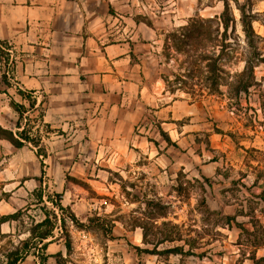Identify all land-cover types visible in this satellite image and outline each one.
I'll use <instances>...</instances> for the list:
<instances>
[{"label":"rangeland","instance_id":"374dc122","mask_svg":"<svg viewBox=\"0 0 264 264\" xmlns=\"http://www.w3.org/2000/svg\"><path fill=\"white\" fill-rule=\"evenodd\" d=\"M1 1L9 2L10 17L19 15V8L12 5L21 0ZM37 2H49L45 10L51 11V1ZM87 4L106 12L107 41L132 42L130 38L136 37L138 43L147 42L136 23L148 26L151 35L147 36L155 40L151 49L158 55L148 83L156 85L122 98L130 122L117 125L122 133L117 139L118 156H110L115 145L110 143L104 157L101 142L87 133L88 116L77 117L88 103L82 82H68L72 101L55 99L50 105L49 90L65 83L54 75L61 70L78 72L73 55L68 61L53 62V67L49 50L23 49L15 40L0 39L4 41L0 90L27 106L18 89L27 95L35 91L39 103L47 100V120L56 123L52 128L61 130L45 139L47 157H38L31 145L16 147L0 137V218L9 215L0 222V264H8V253L24 242L31 246L30 253L19 264H40L33 254L37 248L32 237L50 227L38 226L48 216L54 237L49 238L53 241L47 252L58 254L59 264H264L263 65L255 67L248 91L236 94L229 83L244 67L238 58H231L235 63L228 61L232 72H226L227 81L213 90L212 72L189 76L184 55L171 51L172 60L163 55L169 31L198 15H220L223 2L66 0L62 8L73 12L70 40H79L81 10ZM230 4L241 46L245 35L237 7L245 5L248 13L255 14L253 27L263 38L264 55V0L248 4L238 0V6L230 0ZM241 46L235 54H240ZM4 74L10 85L3 81ZM9 101L0 94V124L14 129L17 114ZM49 197L62 199L69 210L56 209V219ZM47 264H57V259L53 256Z\"/></svg>","mask_w":264,"mask_h":264},{"label":"crops","instance_id":"0c3cea01","mask_svg":"<svg viewBox=\"0 0 264 264\" xmlns=\"http://www.w3.org/2000/svg\"><path fill=\"white\" fill-rule=\"evenodd\" d=\"M37 1L39 0H21L18 4H13V7L19 8V15L21 14L18 15L19 17H10L12 12H10L9 2H0L2 7L0 39L15 40L23 44V49L28 46L30 49L49 50L53 67V62L62 59L68 61L73 55V59L76 60L74 66L78 72L68 74L65 70H61L59 71L61 73L54 75L65 83L57 82L59 86L49 90L50 105H54L55 99L64 101L66 104L72 101L73 96L67 87L68 82L72 80L82 82L88 103L77 117L88 116L87 133L92 140L101 142L99 146L104 152L103 156L107 157L105 156L107 144L111 143L115 145L110 150L113 153L110 156L117 157V139L122 136V133L118 132L117 125L130 122L128 110L124 108L122 98L125 96L130 98L134 93L142 94L146 88L156 85L154 82L148 83L149 77L155 73L152 70V63L157 58L154 56H158L155 50L151 49V47L154 48L155 40L153 36L148 38L147 35H151L147 29L148 26L141 21L135 22L140 29L139 35H142L147 42L138 43L136 37L130 38L132 42L129 40L117 42V39L107 41L106 12L87 4L84 10H81L82 25L77 29L81 35H76L79 40H70L68 29L72 25L69 17L73 12L72 8L69 10L62 8L66 0H49L52 2L50 12L45 10L49 2L36 4ZM60 4H62L61 7ZM44 17L46 20H43ZM50 17L51 21L48 20ZM111 17L114 16L111 15ZM150 39L152 42L149 41ZM31 55L32 53L29 54ZM135 58L138 61L134 60ZM148 65H151L150 69ZM147 66L148 70H146ZM53 69L51 72H56ZM82 77L86 80L83 81ZM157 83L160 84V82ZM118 110L123 112H117ZM47 119L48 113L45 115V120L52 127L56 125L55 122ZM55 120L59 121L57 118Z\"/></svg>","mask_w":264,"mask_h":264},{"label":"trees","instance_id":"16d2710c","mask_svg":"<svg viewBox=\"0 0 264 264\" xmlns=\"http://www.w3.org/2000/svg\"><path fill=\"white\" fill-rule=\"evenodd\" d=\"M221 1L224 3V8L220 15H214L209 18L198 15L191 18L186 25L169 31L164 40L163 55L169 58L171 51L184 55L187 63L185 67L188 69L186 72H188L187 75L189 76H192L193 72H212L209 79L213 90H219V87L227 81L225 73L232 72L228 61L235 63L237 61H233L231 58L233 56L238 58V62L243 61L245 64L242 70L235 71L237 72L235 74L236 79L229 85L236 94H240L247 92L254 84L255 67L263 65L264 68V55L260 46L263 38L256 33L253 27L255 14L248 13L245 5L238 6V0H233L238 6L241 16L240 21L245 35V46H241L240 37L235 36L236 21L233 17L230 0ZM246 3H251V0H246ZM239 46L242 47V50L240 54H235ZM197 48H200L198 53ZM195 53L197 54L195 55ZM194 57L195 59H193ZM172 59V57L169 58V60ZM246 77L247 79H245ZM3 81L10 85L6 74L3 75ZM0 93H4L9 97V104L17 114L14 129L5 128L0 124V137L7 139L16 147L31 145L36 150L38 157H47L48 150L45 139L49 138L51 133L61 131L52 128L51 124L45 120L44 105L47 100L39 103L38 98L33 94L34 91H30L31 95H27L25 91L18 89V93L28 101L27 106L25 103L16 100L7 90H0ZM36 112H38V115L35 116ZM38 196L40 201L44 202L43 191H40ZM48 200L53 204L51 213L56 219V209L63 213L69 210V207L64 206L62 203V199L54 201L49 197ZM63 215L61 216V221L64 224L66 220ZM70 218L74 222L76 221V217L72 212H70ZM8 219L9 215L2 216L0 222L3 223ZM47 224L50 225L48 229L37 232L32 237L35 241L33 245H36L35 247L37 248V252L33 254L39 258L40 264H47L51 256H54L57 259V264H59V255H51L47 252L48 246L53 241L49 240V238L54 237V224L48 216L38 226ZM24 245L22 248L8 253V264H19L30 253L29 249L31 246L28 245V242H24ZM138 249L140 250V248Z\"/></svg>","mask_w":264,"mask_h":264}]
</instances>
